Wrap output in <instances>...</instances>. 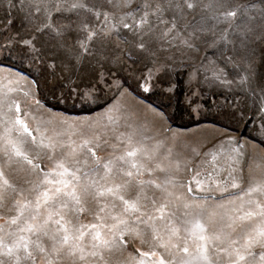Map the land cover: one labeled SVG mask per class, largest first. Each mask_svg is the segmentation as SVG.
<instances>
[{
  "label": "snow or ice",
  "instance_id": "snow-or-ice-1",
  "mask_svg": "<svg viewBox=\"0 0 264 264\" xmlns=\"http://www.w3.org/2000/svg\"><path fill=\"white\" fill-rule=\"evenodd\" d=\"M0 12V264H114L117 253L116 264H264V175L241 163L243 145L174 135L147 148L118 115L121 98L174 93L175 58L162 51L210 43L219 59L190 65L189 115H203L202 83L236 85L244 100L218 115L238 125L251 100L264 129V87L228 79L236 41L216 29L223 20L241 45L264 41V0H0ZM17 63L88 117L56 113Z\"/></svg>",
  "mask_w": 264,
  "mask_h": 264
},
{
  "label": "rangeland",
  "instance_id": "rangeland-1",
  "mask_svg": "<svg viewBox=\"0 0 264 264\" xmlns=\"http://www.w3.org/2000/svg\"><path fill=\"white\" fill-rule=\"evenodd\" d=\"M250 15L256 16L255 24L259 25L260 19L258 13H250ZM0 16H3V12H0ZM240 23V19L235 21V24ZM216 29L218 33L223 29H227L229 40L236 41L235 48H233L232 44L228 45V55L233 57L236 65L235 69L232 65H229L227 68L228 79L239 81L240 76L247 75L252 81V87L259 91L260 87H264V41H260L259 38H257L255 41L249 42L247 47H245L240 44L236 33L229 28V24L227 22L222 20L216 25ZM164 47L167 48L166 45ZM119 48H127V45L120 44ZM119 54L120 53L117 52V55ZM0 55H6V53ZM219 55V50L214 49L210 43H201L199 49L195 51H190L188 49H180L177 51L175 48L162 51L160 53L162 59L167 56H174L175 58V63L173 64L170 73V79L174 83L175 91L174 93H163L158 91L152 94V96L163 103L169 104L170 109L173 110L176 106L174 96L177 90V84L179 81H182L183 96L181 103L177 107V110H175V113L182 123L193 124V122H197L202 119H213L228 125L229 122L223 120L218 115L217 109L218 106L224 105L226 100L229 103L236 101L237 98L243 101L245 94L240 87L234 85L232 90H229L227 87L202 83L200 87L203 91L199 97L203 110L202 116H190L189 109L186 104V96L189 95L187 80L189 72L191 71L190 65L198 67L201 62L207 64L208 61L219 59ZM248 59L251 60L250 69ZM125 63L131 65L130 60ZM24 65L29 68L27 64ZM245 69L249 70L246 72ZM31 70H33L38 76L43 94L52 102L57 103L48 89L44 87L43 76L40 71L36 69ZM237 72L239 75H237ZM113 75L116 77V83L125 82L126 85H132V87L135 88V83L130 72L117 68V71H115ZM209 75L211 74L209 73ZM234 93H239V97L234 95ZM109 95H111V93ZM120 103L125 105V107L118 114L120 124L119 131H135L137 133L136 139L147 137L148 139L143 140L145 147L151 148L157 138H170L174 135L183 140L208 141L212 143H215L218 140L223 141L226 136H231L243 145L242 151L244 153V158L241 160V163L245 164L246 170L250 167L253 174L257 177L264 175V129L261 128L259 115L252 114L254 109L252 108L251 100H249V116L245 117L244 121L240 122L238 125L231 124L230 126L224 127L212 123H201L198 125H191L188 128L173 126L167 119L164 112L144 100L137 99L135 96L129 95L127 98H121ZM59 104L70 108H81V105L78 102L75 107H73V102L71 100L67 103L61 101ZM101 110L102 109L93 112L91 115H98ZM55 112L67 115L72 119L86 118L89 115H70L60 111ZM161 114L165 117L163 121L160 120ZM233 146L234 145L225 144V152ZM214 195L219 197L220 193L217 192ZM123 259L124 257L120 256L119 253L112 257L114 264H116L117 261H122Z\"/></svg>",
  "mask_w": 264,
  "mask_h": 264
},
{
  "label": "trees",
  "instance_id": "trees-1",
  "mask_svg": "<svg viewBox=\"0 0 264 264\" xmlns=\"http://www.w3.org/2000/svg\"><path fill=\"white\" fill-rule=\"evenodd\" d=\"M16 67H17L18 71L21 70V69L28 70V72H30L31 75L36 78V80L38 82V85H39V91H38L39 99L43 103L49 105V107H51L54 111H60V112H63L65 114H70V115L88 114L86 111L81 110V108H79V109L70 108V107H66V106L57 104L55 102H52L49 98H47L43 94V91L41 90V85H40V81L38 79V76L36 75V73L33 70L27 68L25 65H20L19 63H17ZM182 83H183L182 81H179L178 84H177V90H176V93H175V96H174L175 101H176V106L174 107L173 110L170 109L169 104L163 103L162 101L158 100L157 98L153 97L152 95H149V96H147L146 98H144L142 100L150 103L151 105L155 106L157 109H159L162 112H164V114L166 115L167 119L175 127L188 128L191 125H198V124H201V123H212V124L221 125V126L226 127L225 124H223L222 122L217 121V120H213V119H202L200 121L193 122V124H184V123H182L179 120L177 114L175 113V110H177V107L181 103V99H182V96H183ZM133 89H134V87H133ZM90 107H92V106H90ZM92 108H93L92 113L100 110L99 108H96V107H92Z\"/></svg>",
  "mask_w": 264,
  "mask_h": 264
}]
</instances>
